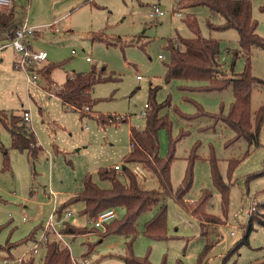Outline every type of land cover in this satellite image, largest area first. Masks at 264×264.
Masks as SVG:
<instances>
[{
	"label": "rangeland",
	"instance_id": "1",
	"mask_svg": "<svg viewBox=\"0 0 264 264\" xmlns=\"http://www.w3.org/2000/svg\"><path fill=\"white\" fill-rule=\"evenodd\" d=\"M182 3L174 0L12 1L17 24L27 18L28 25L37 29V34L31 36L32 49L48 53L36 71L46 64H52L53 69L51 80L37 73L36 83L29 84L27 71L14 63L20 53L10 45L0 48V110L11 114L29 109L31 121L28 125L33 128L42 149L37 158H32L26 151L14 148L8 128L0 122L3 146L0 145V264H18L19 259L27 260L31 256L34 264H43L47 247L31 255L29 251L35 240L24 238L37 228L35 238L38 240L50 216L54 228L63 232L62 240L52 239L69 248L73 264H76L74 259L83 257L89 259V264H125L124 257L130 251L152 264H193L207 243L211 248L206 264H247L264 258V227L257 221L252 224L249 243L230 253L245 234L253 202L258 207L255 214L264 213V173L248 177L264 168V128L262 145L249 147L245 155L247 141L240 139L231 143L235 132L229 125L207 115L197 116L199 107L211 114L227 115L234 100L232 88L208 89V79H166V63L170 59L165 48L166 38L195 36L186 22L189 14L198 19L201 35L220 42L219 76L232 77L245 69L243 54L234 55L239 49V34L233 27L211 29L209 21L219 25L225 18L213 15L207 5L181 8ZM154 4L166 14L157 19L149 17L147 10ZM263 6L264 0H252L253 16L258 20L257 31L264 38ZM100 32L104 33L103 39L97 35ZM94 68L97 74L108 78L96 83L92 90V96L97 99L93 111L88 109L92 115L82 116L79 111L66 107L56 93L68 76ZM251 73L264 80L262 47L252 48ZM152 87L154 101L168 100L170 103L162 112L172 122L173 138L185 133L174 148L175 158L171 165L174 191L183 179L188 157L199 143L197 154L201 158L194 163L193 185L185 197L193 207L202 189L209 188L211 198L194 216L173 196H167V238L152 237L145 232L146 222L157 214L159 205L139 215L134 235L105 233L106 227H95L91 218L81 213L82 202L72 204L59 214L57 209L81 190L87 173H91L100 186H110L109 181L100 179L98 170L116 163L123 165L125 155L132 148L130 128L146 125L142 111H148L145 104L151 103ZM263 104L264 85L256 84L252 92V112ZM180 113L193 117L186 118ZM98 114L113 116L117 122L102 124ZM159 139L160 154L166 156L167 128L159 130ZM212 155L218 161L224 181L231 182L227 212H224L221 194L211 177L209 158ZM231 158L241 159L232 173L228 169ZM137 172L145 189H160L156 173L141 166ZM113 209L115 218L108 220L106 226L114 219L121 220L125 214L124 206L117 205ZM67 210L74 214L69 216ZM202 212L223 220L220 223L207 221ZM66 223L92 230L81 234L66 233L63 230Z\"/></svg>",
	"mask_w": 264,
	"mask_h": 264
},
{
	"label": "trees",
	"instance_id": "2",
	"mask_svg": "<svg viewBox=\"0 0 264 264\" xmlns=\"http://www.w3.org/2000/svg\"><path fill=\"white\" fill-rule=\"evenodd\" d=\"M197 5H207L213 15H222L225 18V21L219 25L209 21L211 29L233 27L238 31L239 49L234 51V55L238 57L240 54H243L246 60L245 69L243 72L232 77L227 75L219 76L220 64L218 56L220 53V42L215 38L201 35L198 19L194 14H189L186 22L195 36L183 37L177 35L166 38L165 48L170 53L169 62L166 63V79H208L210 82L207 86L208 89L222 90L228 87L232 88L234 100L230 105L227 115L222 113L211 114L199 107L197 116L207 115L215 121H224L235 132L231 143L237 142L240 139L247 141L248 149L245 154L247 155L250 150L249 147L257 148L262 145L261 134L264 128V104L255 113L251 109L254 85H264V80L251 73L252 48L254 46L264 48V38L257 31L258 20L253 16L252 0H186L181 4V8ZM262 10L264 11V6ZM17 25L16 12L13 7L8 11L0 13V43L3 44L9 41V32ZM97 35L101 39L104 38L103 32ZM52 69V64H46L38 69L37 73L44 74L48 76V80H51L50 72ZM106 78L108 77L103 76L102 73L97 74L95 68L89 72H75L68 76L67 81L62 85V89L56 94L59 95L66 107L79 111L82 116L87 114L92 115L93 112H88V109L93 111V105L97 101L92 96V90L96 83L104 81ZM151 94L152 99L151 103H148L145 127L138 128L132 126L130 128V140L134 144V147L125 155L122 171L116 170L113 166L101 167L98 170L100 179L110 182L109 187L100 186L93 179L92 174L87 173L83 178L82 189L57 209L59 214L72 204L82 202L83 209L81 213L86 214L92 221L104 210L117 205L124 206L125 214L123 218L121 220L114 219L111 224L106 226L105 233L114 231L134 235L137 231L136 221L139 215L146 210L152 209L154 205H159L157 214L145 224L146 234L156 238H167V204L165 202L167 196H173L175 201L192 215L197 216L199 214L198 208L212 196L209 188L202 189L201 196L197 201H194L195 206L193 207L187 202L185 197L193 185L194 163L197 159L201 158L197 154L199 143L195 145L188 157L183 179L174 191L171 179V165L175 158L174 148L177 141L185 133L183 132L178 138H173L171 135L172 122L169 116L162 112L164 107L168 104L170 105V103L168 100L162 103L154 101L155 93L153 87L151 88ZM23 112L8 114L6 111L0 110V122L8 128L14 148L26 151L30 157L37 158L42 149L33 128L25 121ZM181 115L186 118L193 117L186 114ZM96 116L102 124L117 122L113 116H102L99 114ZM122 120L125 121V118ZM162 128L169 130V147L166 156L160 154L159 130ZM1 147L3 148L2 145ZM7 154L6 151L5 155ZM209 159L212 180L221 194L224 212H227L230 202L231 182L224 181L217 159L213 155ZM240 160L238 158H231L229 160L228 169L230 173L235 170ZM136 165L156 173L160 181V189H145L137 178L138 174L132 168V166ZM263 173L264 168L251 173L248 177ZM201 214L207 221L220 223V220H223L219 216L209 212H202ZM255 221L264 227V213L250 215V221L246 226L245 234L236 242L230 253L235 252L240 246L249 243V234L253 229L252 224ZM37 230L36 228L24 240L34 239L36 241L35 234ZM63 230L66 233L81 234L92 229L66 223ZM210 248L211 245L207 243L198 261L193 264H206ZM228 256H225L224 263H226ZM29 258L23 260L22 264H34V257L31 256ZM71 258L69 248L61 246L58 241L52 239L48 243L43 264H73ZM124 260L125 264H152L147 258L135 256L132 251L124 257ZM247 264H264V258Z\"/></svg>",
	"mask_w": 264,
	"mask_h": 264
},
{
	"label": "built area",
	"instance_id": "3",
	"mask_svg": "<svg viewBox=\"0 0 264 264\" xmlns=\"http://www.w3.org/2000/svg\"><path fill=\"white\" fill-rule=\"evenodd\" d=\"M12 1L13 0H0V13L1 12H5L10 10V8L12 7ZM177 3H182V0H174ZM26 10H28V8H26ZM174 13V12H173ZM147 14L149 15V17L153 18V19H157L160 18L162 16H164L166 14V11H164L158 4H154L151 5L148 10H147ZM177 14L180 15V11L177 10ZM37 32V29L35 27H32L30 25H28L27 23V18L24 20L23 23L18 24L14 29H12L9 32V36L10 39L9 41L3 43L1 47H5V46H12L17 52L20 53V58L18 60L15 61V66L18 68H21L25 71H27V81L29 84H35L38 74L36 71L37 65L39 63H41L42 61H44L47 56L48 53L44 50H33L31 47V36L35 35ZM88 60H90V57H87ZM52 93V92H51ZM145 108H148V104H145ZM24 118L25 121L28 123L31 121V113L29 109H25L24 112ZM142 114L144 116L147 115V111L143 110ZM131 147H134V144L131 143ZM116 170L118 171H122L123 169V165L122 164H117L114 166ZM133 170L135 171V173H138L137 171L140 170V166L136 165V167H133ZM258 211V207L255 204V202H253V204L251 205V207L249 208V214L253 215ZM67 214L73 215L74 212H72L71 210L67 211ZM115 218V212L113 208L107 209L102 211L101 213H99V215L92 220L91 222L95 225V227H106V222L110 219ZM63 236V232L61 231H57L54 228L53 222H52V216H50V220L46 222L43 233L41 235V237L35 241L32 249H30L29 253H31V255L33 254H37L39 253L42 249H46L47 244L49 243V241L52 238H57L62 240ZM23 258L19 259V263L18 264H22L23 263ZM76 264H89V259L87 257H83L79 260H75ZM4 264H7L6 262H4Z\"/></svg>",
	"mask_w": 264,
	"mask_h": 264
},
{
	"label": "crops",
	"instance_id": "4",
	"mask_svg": "<svg viewBox=\"0 0 264 264\" xmlns=\"http://www.w3.org/2000/svg\"><path fill=\"white\" fill-rule=\"evenodd\" d=\"M13 8H14V7H13ZM36 34H37V33H36ZM1 48H2V47H1ZM13 49H14V48H13ZM14 50H15V49H14ZM15 51H16V50H15ZM86 59H87V58H86ZM87 60H88V59H87ZM88 61H89V60H88ZM14 63H15V61H14ZM24 110H25V109H24ZM24 110H23V111H24ZM23 111H22V112H23ZM117 164H119V163L114 164L113 167H114L115 165H117ZM81 189H82V188H81ZM76 193H78V192H76ZM76 193H75V194H76ZM75 194H74V195H75ZM201 224H202V222H201ZM33 242H34V241H33ZM10 245H14V244H11V243H10ZM44 250H45V249H44ZM45 251H46V250H45Z\"/></svg>",
	"mask_w": 264,
	"mask_h": 264
}]
</instances>
